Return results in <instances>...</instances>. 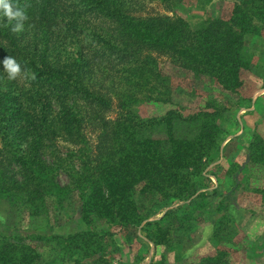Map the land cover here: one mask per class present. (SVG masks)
<instances>
[{"label": "trees", "instance_id": "obj_1", "mask_svg": "<svg viewBox=\"0 0 264 264\" xmlns=\"http://www.w3.org/2000/svg\"><path fill=\"white\" fill-rule=\"evenodd\" d=\"M10 2L24 9L27 19L15 32L16 21L0 18V61L13 56L21 71L33 76L16 89L0 63V113L8 120H0L6 224L52 230L50 220L78 210L85 229L67 236L3 238L0 264H39L41 253L32 241L51 250L60 245L71 264H112L120 252L116 233L128 241L139 230L154 246L189 242L195 223L219 196V188L208 190L205 172L224 139L219 121L251 100L240 91L247 86L242 73L257 71L246 42L264 39V23L252 24L254 18L264 20V0H238L228 19L195 25L176 15L141 14L132 0ZM159 56L170 59L181 78L213 85L208 91L220 92L219 97L208 96L202 109L184 111L172 100ZM149 103L174 106L142 117L139 107ZM112 107L114 118L108 115ZM58 134L74 144L72 151L63 155L58 149ZM247 149L241 187L264 207L260 133H253ZM58 170L68 179L64 185L55 180ZM229 208L225 197L213 207L223 213L210 240L214 251L193 262L180 258L179 264H229L227 247L235 246L238 232ZM98 223L106 228L97 230ZM147 242L139 243L134 260L119 264H138Z\"/></svg>", "mask_w": 264, "mask_h": 264}, {"label": "rangeland", "instance_id": "obj_2", "mask_svg": "<svg viewBox=\"0 0 264 264\" xmlns=\"http://www.w3.org/2000/svg\"><path fill=\"white\" fill-rule=\"evenodd\" d=\"M132 2L134 8H139L140 11L138 12L141 14L176 15L182 17L191 25H195L212 21L216 17L228 19L238 0H169L167 2L163 0H132ZM263 23L264 20H257L256 18L252 21V24L259 28L262 27ZM262 32L264 33V30ZM248 38V42H246L247 51L253 54L252 61L255 63L257 71L254 73L255 75L245 71L242 73L247 86L240 91L245 94V98L250 97L251 100L244 107L231 108L219 121L220 127L225 130L224 139L219 145L216 162L211 163L205 170L211 182V187L208 190L213 187L219 188V196L214 198L213 203L210 205L211 208H208L210 212L206 213L198 224L195 223L196 229L192 231L190 241L183 243L182 246L175 241L166 246H154L146 241L139 230L137 231V237L128 241H125L122 235L116 233L115 240L120 247V252L113 256L112 264L134 260L140 244L143 242L148 243L141 247L146 253V257L138 264H149L151 261L157 260H162L163 264H179L178 259L180 258L184 261L193 262V258L205 255L211 250L213 252L214 249L210 242L211 236L217 221L223 214L221 210H214L213 207L219 204L224 197L229 203L228 212H232L233 219L236 220L238 225L237 235L231 242L235 246L227 247L229 264H264V240L261 237L264 233V207L259 205L260 203L253 195H246L241 187L247 174L245 165L247 166L248 143L255 131L264 138V39L260 41L256 37ZM158 60L161 72L168 77V85L173 89L172 100L174 103L184 106V111L200 110L204 107L208 96L215 95L219 97L217 94L220 92L208 91L213 85H209L206 81L194 80L193 83L188 79L181 78L183 75L179 68H175L166 56H159ZM32 76L29 70L21 71L15 79H12L17 82L18 86H21H17L16 89L24 88L22 87L23 84L27 86V82ZM83 84L87 85L85 80H83ZM250 89L252 90L251 93ZM172 106L174 105L141 104L139 111L142 117L157 116ZM115 113L116 110L112 107L108 115L114 118ZM0 120L3 124L7 123L5 113H0ZM11 131L14 132V128ZM83 131L87 132V130ZM11 134L8 133L9 136ZM91 139L93 140V138ZM57 146L64 155L66 152L73 150L74 144H71L63 135L58 134ZM231 167L235 170L229 172ZM231 176L235 179L234 183L230 180ZM55 180L60 185L68 182L65 173L61 170L57 171ZM171 207L163 208L149 220L159 218ZM7 218L10 220V217H7V205L1 201L0 240L8 237L9 239H16L30 235L67 236L85 229V223L78 210L62 212L55 221L50 220L52 230L46 229L45 231H42L43 229H26L24 226H22L24 228L10 227L6 224ZM103 224L98 223L97 230L106 228V224ZM182 242H185L184 239H182ZM31 243L36 245L41 253L39 264H71L69 253L63 251L60 245L55 244L51 250L46 248L42 241H32ZM75 256L77 255L75 254ZM86 262L89 263L90 261L87 260Z\"/></svg>", "mask_w": 264, "mask_h": 264}, {"label": "clouds", "instance_id": "obj_3", "mask_svg": "<svg viewBox=\"0 0 264 264\" xmlns=\"http://www.w3.org/2000/svg\"><path fill=\"white\" fill-rule=\"evenodd\" d=\"M7 18L8 23L10 21H16L12 26V31L19 32L23 29V22L27 19V15L24 9L14 5L10 0H0V18ZM3 70L7 73L8 79L12 80L17 77L21 72V65L16 61L13 56H8L3 61Z\"/></svg>", "mask_w": 264, "mask_h": 264}]
</instances>
